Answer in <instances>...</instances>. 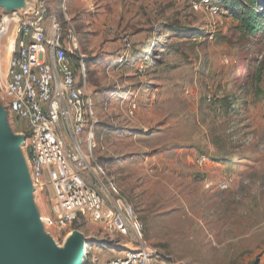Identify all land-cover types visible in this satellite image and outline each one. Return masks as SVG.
<instances>
[{"label": "rangeland", "instance_id": "rangeland-1", "mask_svg": "<svg viewBox=\"0 0 264 264\" xmlns=\"http://www.w3.org/2000/svg\"><path fill=\"white\" fill-rule=\"evenodd\" d=\"M226 1L50 3L57 16L66 6L89 58L94 154L135 207L161 264H264V27L245 36ZM253 1L264 23V0ZM8 18L0 10V29ZM14 35L0 38V81ZM27 136L0 99V176L13 166L23 173L18 216L34 220L48 264L117 256L103 226L81 217L57 224L48 189L32 184Z\"/></svg>", "mask_w": 264, "mask_h": 264}, {"label": "built area", "instance_id": "built-area-1", "mask_svg": "<svg viewBox=\"0 0 264 264\" xmlns=\"http://www.w3.org/2000/svg\"><path fill=\"white\" fill-rule=\"evenodd\" d=\"M50 3L27 0L0 29L3 39L10 29L15 34L0 99L27 125L32 184L48 189L59 226L81 217L105 228L107 245L119 254L103 264H161L135 207L94 154L98 120L86 83L89 58L66 6L57 16Z\"/></svg>", "mask_w": 264, "mask_h": 264}, {"label": "water", "instance_id": "water-1", "mask_svg": "<svg viewBox=\"0 0 264 264\" xmlns=\"http://www.w3.org/2000/svg\"><path fill=\"white\" fill-rule=\"evenodd\" d=\"M27 0H0V10L6 14L12 13L26 5ZM3 146V145H2ZM2 160H8L13 165L9 152L1 149ZM23 173L16 166H13L12 173H5L0 176V264H16L15 250L23 256L27 264H48L46 256L42 253V246L45 239L34 243L37 238L43 236L34 227V220L22 221L18 216V208L21 205L22 192H27ZM35 245L30 250L28 246ZM29 253H36V259L32 260ZM83 243H79L78 259L83 257Z\"/></svg>", "mask_w": 264, "mask_h": 264}, {"label": "trees", "instance_id": "trees-1", "mask_svg": "<svg viewBox=\"0 0 264 264\" xmlns=\"http://www.w3.org/2000/svg\"><path fill=\"white\" fill-rule=\"evenodd\" d=\"M245 3L240 0L226 1V5L230 8L232 14L241 24V30L245 36L256 35L263 30L264 23L260 13L254 10L255 2Z\"/></svg>", "mask_w": 264, "mask_h": 264}, {"label": "bare ground", "instance_id": "bare-ground-1", "mask_svg": "<svg viewBox=\"0 0 264 264\" xmlns=\"http://www.w3.org/2000/svg\"><path fill=\"white\" fill-rule=\"evenodd\" d=\"M5 41H6V44H7V43H10L11 46H12L13 40H12V36H11V35H10V36H9V35L6 36ZM7 53H8V52H7ZM6 55H8V54L5 53V56H6ZM2 56H3V55H2ZM3 58H4V56H3ZM5 59H6V58H5ZM29 248H30V250L32 251V249L35 248V247L32 246V245H29V246H28V249H29ZM86 253H87V251L85 250V254H86ZM29 254L32 256V257H31L32 260L36 259V253H29ZM33 258H34V259H33Z\"/></svg>", "mask_w": 264, "mask_h": 264}, {"label": "crops", "instance_id": "crops-1", "mask_svg": "<svg viewBox=\"0 0 264 264\" xmlns=\"http://www.w3.org/2000/svg\"><path fill=\"white\" fill-rule=\"evenodd\" d=\"M3 56H1V58H2ZM4 60H5V58H3Z\"/></svg>", "mask_w": 264, "mask_h": 264}]
</instances>
